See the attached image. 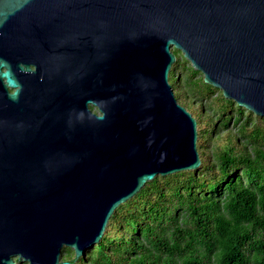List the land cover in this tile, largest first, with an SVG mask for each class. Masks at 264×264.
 I'll use <instances>...</instances> for the list:
<instances>
[{
	"label": "water",
	"instance_id": "95a60500",
	"mask_svg": "<svg viewBox=\"0 0 264 264\" xmlns=\"http://www.w3.org/2000/svg\"><path fill=\"white\" fill-rule=\"evenodd\" d=\"M173 49L264 118V0H0V264H72L148 180L200 166Z\"/></svg>",
	"mask_w": 264,
	"mask_h": 264
},
{
	"label": "trees",
	"instance_id": "16d2710c",
	"mask_svg": "<svg viewBox=\"0 0 264 264\" xmlns=\"http://www.w3.org/2000/svg\"><path fill=\"white\" fill-rule=\"evenodd\" d=\"M173 52L168 82L195 118L200 166L148 180L116 207L82 259L64 247L61 260L264 264V118L225 98L181 51Z\"/></svg>",
	"mask_w": 264,
	"mask_h": 264
},
{
	"label": "rangeland",
	"instance_id": "374dc122",
	"mask_svg": "<svg viewBox=\"0 0 264 264\" xmlns=\"http://www.w3.org/2000/svg\"><path fill=\"white\" fill-rule=\"evenodd\" d=\"M94 112H96V110H94Z\"/></svg>",
	"mask_w": 264,
	"mask_h": 264
},
{
	"label": "clouds",
	"instance_id": "9594fccd",
	"mask_svg": "<svg viewBox=\"0 0 264 264\" xmlns=\"http://www.w3.org/2000/svg\"><path fill=\"white\" fill-rule=\"evenodd\" d=\"M82 115V114H81Z\"/></svg>",
	"mask_w": 264,
	"mask_h": 264
}]
</instances>
